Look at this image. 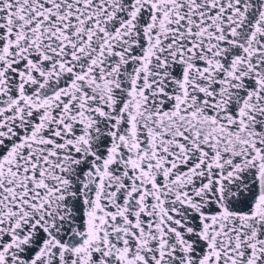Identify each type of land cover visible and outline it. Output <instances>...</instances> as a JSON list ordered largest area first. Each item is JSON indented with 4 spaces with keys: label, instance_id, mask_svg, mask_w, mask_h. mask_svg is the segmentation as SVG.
Here are the masks:
<instances>
[{
    "label": "snow or ice",
    "instance_id": "6c2138e0",
    "mask_svg": "<svg viewBox=\"0 0 264 264\" xmlns=\"http://www.w3.org/2000/svg\"><path fill=\"white\" fill-rule=\"evenodd\" d=\"M0 264H264V0H0Z\"/></svg>",
    "mask_w": 264,
    "mask_h": 264
}]
</instances>
